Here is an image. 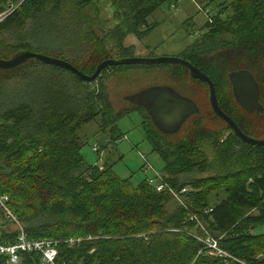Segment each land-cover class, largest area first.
<instances>
[{
	"label": "trees",
	"instance_id": "obj_1",
	"mask_svg": "<svg viewBox=\"0 0 264 264\" xmlns=\"http://www.w3.org/2000/svg\"><path fill=\"white\" fill-rule=\"evenodd\" d=\"M178 1L111 0L104 18L94 0H0V59L29 51L89 76L100 62L130 55L125 38H144L156 26L147 18ZM213 3L211 24H202L179 58L211 82L219 110L242 134L264 137V0H207L205 6ZM163 65L169 80L207 98L206 85L185 67ZM161 66L106 67L93 89L33 59L0 70V195L28 239L57 242L55 264H224L205 254L196 240L205 235L240 262L231 264H264V232L251 233L264 227V145L242 143L207 101L206 114L163 134L138 105L113 110L100 89L113 73ZM238 70L255 80L260 113H246L235 102L228 77ZM132 112L175 199L156 192L148 177L132 184L110 166L86 164L80 154L77 132L84 124L95 122L112 143L122 137L115 122ZM208 117L217 125L207 126ZM140 170L145 174L143 163ZM0 220V244L13 243L18 230L3 228L13 222L1 213ZM67 239L80 241L68 245ZM6 259L0 255V264ZM16 264L40 262L20 252Z\"/></svg>",
	"mask_w": 264,
	"mask_h": 264
},
{
	"label": "rangeland",
	"instance_id": "obj_2",
	"mask_svg": "<svg viewBox=\"0 0 264 264\" xmlns=\"http://www.w3.org/2000/svg\"><path fill=\"white\" fill-rule=\"evenodd\" d=\"M110 1L94 0L95 5L104 9V11H101L104 18L110 15L109 11L106 10ZM200 1L204 2L205 0ZM214 5L215 3L205 7L212 13ZM1 15H5V13ZM151 23H156V26L141 40L128 35L123 44L124 46L132 45V53L128 56L117 55L114 60L125 58H179L181 51L198 38L201 33L200 27L204 23V17L196 11L188 0H179L175 4L164 3L160 5L147 18V24ZM4 38L7 37L4 36ZM50 46H53L52 41ZM51 50H54L53 47ZM166 69L165 65L149 69L129 68L125 71L113 73L109 77L103 76L100 89L113 110L135 104L132 100L133 95L145 90L169 88L181 97L191 100L197 105L202 114H206L208 111L206 101L208 102V99H204L202 95L198 96L194 91L190 93L182 85L177 84L178 82L169 80L166 76ZM94 86L95 83H90V88ZM139 123L140 117L136 112L128 113L118 119L115 126L122 137L112 143L108 141L106 135H102L97 131L95 122L84 124L77 132L80 141L83 143L80 154L84 162L89 165L110 166L116 176L121 179H129L132 184H136L142 178L151 177L153 171L159 173L162 163L154 153L150 152L149 146L143 139ZM187 124L188 120L184 122L182 127ZM211 124L217 125L208 117L206 125L211 127ZM94 146L97 147V152L92 151ZM140 155L144 156L152 171L146 170L143 174L140 170V167H142ZM0 222H4V220H0ZM5 227L8 230L14 228L9 223L3 226V228ZM263 232L264 227H259L251 233Z\"/></svg>",
	"mask_w": 264,
	"mask_h": 264
},
{
	"label": "water",
	"instance_id": "obj_3",
	"mask_svg": "<svg viewBox=\"0 0 264 264\" xmlns=\"http://www.w3.org/2000/svg\"><path fill=\"white\" fill-rule=\"evenodd\" d=\"M33 59L42 65H49L71 73L83 83L95 81L100 71L109 66H125L144 63L148 65L173 64L187 69L191 79L203 82L207 87V99L213 115L220 119L226 127L244 144L250 146L264 145V137L255 139L242 134L235 124L223 114L216 103L215 93L211 82L187 61L180 58H125L120 60L107 59L96 65L93 73L89 76L80 73L69 63L47 55L22 51L14 54L9 59H0V70L13 69L27 60ZM231 93L238 106L246 113H260L262 107L258 103L259 92L253 77L246 70L231 72L228 77ZM135 105L140 106L149 117L152 125L163 134H174L184 122L198 112L195 104L181 97L169 88H152L133 95Z\"/></svg>",
	"mask_w": 264,
	"mask_h": 264
},
{
	"label": "built area",
	"instance_id": "obj_4",
	"mask_svg": "<svg viewBox=\"0 0 264 264\" xmlns=\"http://www.w3.org/2000/svg\"><path fill=\"white\" fill-rule=\"evenodd\" d=\"M196 9L197 12H200L204 17V23L211 24L212 16L214 12H209V10L205 7L206 1L200 0H188ZM4 15H0V19ZM92 151L96 152L97 147H92ZM140 160L143 163L144 172L146 170H151L150 166L146 163L144 156H139ZM148 185L152 186L156 192L166 191L169 196L175 199L176 193L168 186H166L161 181V176L157 172H152V176L147 178ZM185 192V189H181L179 193ZM6 201V197L0 195V213L3 218H7L13 222L12 226H14L15 230H18V234L16 236V240L11 244H0V255H4L7 257L6 261L3 264H16L18 259V253H32L39 257L40 264H55V258L57 256L56 245L57 242L54 240H32L28 239L25 234L21 231V227L15 220L12 212L8 210L6 205L4 204ZM189 220L192 219L191 216L188 217ZM196 240L203 244L202 249H204L205 254L212 257H217L223 260L224 264H231L232 262L240 263L238 260L230 256L226 251L218 248L216 241L209 238L207 235L204 237H196ZM68 245H72L74 243H78V240L67 239L64 241Z\"/></svg>",
	"mask_w": 264,
	"mask_h": 264
},
{
	"label": "flooded vegetation",
	"instance_id": "obj_5",
	"mask_svg": "<svg viewBox=\"0 0 264 264\" xmlns=\"http://www.w3.org/2000/svg\"><path fill=\"white\" fill-rule=\"evenodd\" d=\"M249 73V72H248ZM251 75V74H250ZM252 76V75H251ZM259 92V91H258ZM259 103V102H258ZM195 106H196V108H197V110H198V112L197 113H199L200 111H199V109H198V107H197V105L195 104ZM196 114V113H195ZM195 114H192L191 116H193V115H195ZM194 117V116H193Z\"/></svg>",
	"mask_w": 264,
	"mask_h": 264
},
{
	"label": "bare ground",
	"instance_id": "obj_6",
	"mask_svg": "<svg viewBox=\"0 0 264 264\" xmlns=\"http://www.w3.org/2000/svg\"><path fill=\"white\" fill-rule=\"evenodd\" d=\"M63 61H64V60H63ZM246 145H247V144H246ZM249 146H250V145H249ZM256 147H258V146H256ZM79 241H80V240H78V243H79Z\"/></svg>",
	"mask_w": 264,
	"mask_h": 264
}]
</instances>
